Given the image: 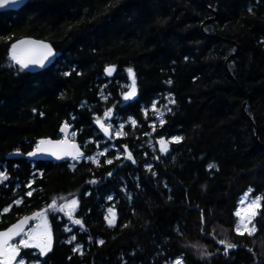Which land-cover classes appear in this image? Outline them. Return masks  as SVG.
Here are the masks:
<instances>
[{
  "label": "trees",
  "instance_id": "obj_1",
  "mask_svg": "<svg viewBox=\"0 0 264 264\" xmlns=\"http://www.w3.org/2000/svg\"><path fill=\"white\" fill-rule=\"evenodd\" d=\"M27 35L55 50L44 68L10 60ZM129 68L137 94L124 100ZM108 109L126 135L103 136L95 120ZM65 123L80 160L6 158ZM174 137L161 153L158 140ZM0 171V212L13 205L0 228L56 198L79 202L83 228L50 211L51 250L22 249L34 264H264V199L253 235L236 233L234 215L249 189L264 198V0H28L0 11ZM222 240L236 247L226 253Z\"/></svg>",
  "mask_w": 264,
  "mask_h": 264
},
{
  "label": "snow or ice",
  "instance_id": "obj_2",
  "mask_svg": "<svg viewBox=\"0 0 264 264\" xmlns=\"http://www.w3.org/2000/svg\"><path fill=\"white\" fill-rule=\"evenodd\" d=\"M19 2V0H0V8L8 7L9 5H15ZM56 53L53 48L44 42H36L33 40L21 39L15 43H12L11 48L9 50V58L13 62V64L18 65L21 71L25 70H33L36 68H44L48 63L51 62L52 58H54ZM116 71L115 66H108L105 68V73L108 76H111ZM128 76L131 80V84L128 86L129 90L126 93H123L124 100H131L137 94L136 92V80L135 73L133 69H127ZM67 75V73H66ZM171 83V81H169ZM107 99V97H105ZM169 103H175L174 100H169ZM152 111L158 114L159 123L162 126L165 123V120L160 118L162 114H160L159 109L157 108L156 103L152 104ZM147 110L145 111V116H147ZM113 116L112 109H108L104 112L103 117H97L95 123L99 126L101 131L108 136L111 133H114L116 137L124 136L126 133L123 131L124 124H120L119 130L113 128L112 123L108 121L111 120ZM130 123L135 126L136 121L130 118ZM153 127V132L155 131V125ZM69 128V125L65 123L61 128L62 132H66ZM71 135H75V133H71ZM181 137H174L171 141H167L164 138L158 140V144L160 145V152L166 153L168 152V145L171 142H180ZM107 152V149L101 151L97 154V157H87V159L91 160L93 163H98V156H103ZM47 153L53 156H56L57 159L61 158V155H71L73 159H78L83 156V153L80 152L79 147L73 143L68 145L67 139L53 142L51 140L41 139L35 146L34 151L29 152V156H36L38 154ZM125 158L131 160L135 163V160L132 156V153L128 150L127 145L124 146ZM120 157L117 156V159ZM106 163L111 164L112 160L109 159ZM210 167H213L210 165ZM149 170H151L149 168ZM155 174V173H153ZM111 175V173H109ZM6 171H0V182L7 180ZM32 182H29L26 187L31 189ZM251 189H249L248 193H245L244 198L241 200V205L245 204V201L248 200L249 193H251ZM27 196L32 195V191L26 193ZM108 199H111L109 197ZM261 196H256L247 203L246 208L238 209L234 215L239 219L235 225V231L238 235H253L256 231V225L253 223L254 218L259 214V210L262 207ZM61 200H64L61 197ZM22 203L21 199H17L13 201V204L19 206ZM78 200L73 198L67 200L64 203L57 204V201L53 199L50 204L43 210L34 212L31 216H25L19 219L16 223L12 224L6 230H0V264H26L25 259L22 256V249L35 248L39 250V255L44 256L51 250V234L48 230L47 226V213L49 211H58L63 212L65 215L69 217L73 224L79 225L83 228V223L80 219H72L73 213L76 211L78 207ZM13 205H8L5 207L0 215L4 213H8ZM117 218V212L115 210V206L109 207L107 210V215L105 216V220L107 221L109 226H114ZM30 221H37L34 226L29 224ZM203 222V218H202ZM66 231H71V229H67ZM19 237L17 242H13L16 238ZM76 239L75 236L71 237V240L68 242L71 243ZM99 243L103 244V241H99ZM219 243L225 245V252L227 253L228 249L236 247L235 244L229 243L226 241H219ZM81 246L77 245L76 248L73 249L74 252H80ZM82 254V253H81ZM175 264H182L181 259H177Z\"/></svg>",
  "mask_w": 264,
  "mask_h": 264
},
{
  "label": "water",
  "instance_id": "obj_3",
  "mask_svg": "<svg viewBox=\"0 0 264 264\" xmlns=\"http://www.w3.org/2000/svg\"><path fill=\"white\" fill-rule=\"evenodd\" d=\"M28 2V0H19V2L15 5H9L8 7H5V8H0V11H4V10H18L20 9L22 6H24L26 3ZM21 39H27V40H33V41H36V42H44V43H47L49 44L46 40L42 39V38H38V37H34V36H31V35H27V36H24L20 39H18L17 41L21 40ZM16 41V42H17ZM50 45V44H49ZM51 46V45H50ZM52 47V46H51ZM53 48V47H52ZM54 50V49H53ZM55 52V50H54ZM53 59V58H52ZM69 125V124H68ZM63 127V125L61 126V128ZM61 128H60V131H61ZM70 131H71V126L69 125V128L66 132H62L61 131V136L60 137H57V138H52V137H40L37 141V143L41 140V139H45V140H51L53 142H56V141H60V140H65L67 139V142H68V145H71L73 143H75L79 149H80V152H82L84 154V149L82 147V144L81 142L78 140V139H73L70 137ZM36 143V144H37ZM35 144V146H36ZM35 146L32 147L29 151L27 152H22L18 149L16 150H12L10 153H8L6 155V158H15V157H23L25 159H28V160H32V161H38V160H41V161H53V162H61L63 160H72V161H77L79 160L78 159H73L71 155H61V158L60 159H57L56 156H53V155H50V154H47V153H43V154H38L36 156H29L28 153L29 152H32L34 151L35 149ZM46 207H44L43 209H45ZM37 211H40L38 209L36 210H32V211H29L27 213H24L20 216H18L17 218H15L12 222H10L8 225H6L5 227H2L0 228V230H6L8 227H10L12 224L16 223L19 219L25 217V216H31L34 212H37ZM35 221H30L29 224H32L34 223Z\"/></svg>",
  "mask_w": 264,
  "mask_h": 264
},
{
  "label": "rangeland",
  "instance_id": "obj_4",
  "mask_svg": "<svg viewBox=\"0 0 264 264\" xmlns=\"http://www.w3.org/2000/svg\"><path fill=\"white\" fill-rule=\"evenodd\" d=\"M129 77V76H128ZM131 84V80H130V78H129V84H128V86ZM129 90V88H127V90H126V92ZM157 105V108L159 109V111H160V114H162L161 116H160V118L163 116V114H164V112H165V106L164 105H162V106H159L158 104H156ZM155 115L156 116H158V114L157 113H155ZM101 117H103V115L101 116ZM109 123H112V125H113V128L114 129H116V130H119V126H120V124L118 123V122H115V121H113L112 120V118H111V120L110 121H108ZM98 126V125H97ZM99 127V126H98ZM71 133H73V132H71ZM111 132H110V134L108 135V136H105V134L103 133V136L104 137H110L111 136ZM70 137L71 138H73V139H75L76 138V136L74 135H71L70 134ZM83 144V143H82ZM99 149V148H98ZM100 151L99 150H96L95 152H94V156H97V154L99 153ZM249 191V190H248ZM248 191H246V192H244L241 196H240V198H239V200H238V205H237V208H236V211L238 210V209H240V208H246L247 207V203H248V201H250L251 199H253L254 197H256V196H258V195H251L250 193H249V196H248V200L247 201H245V204L244 205H241V200H242V198H244V196H245V193H248ZM64 198V197H63ZM70 199H73V198H64V200H61V197L60 198H56V201H58V204H60V203H64V202H66L67 200H70ZM50 212V211H49ZM49 212L47 213V226H48V230L50 231V234H51V245H52V240H53V238H52V231H51V226H50V222H49ZM52 212H54V211H52ZM238 217L236 218V223H237V221H238ZM37 223V221H35L33 224H31V226H34L35 224ZM19 240V237L18 238H16V240L15 241H13V242H17ZM32 249V252H34V253H36V252H38L39 253V250L38 249H35V248H31ZM22 256H23V258L25 259V261H26V264H34L33 262H29V260H27V258L25 257V254H23L22 253ZM177 259H180L179 257L178 258H174L170 263H168V264H175V261L177 260ZM182 264H183V262H182Z\"/></svg>",
  "mask_w": 264,
  "mask_h": 264
},
{
  "label": "flooded vegetation",
  "instance_id": "obj_5",
  "mask_svg": "<svg viewBox=\"0 0 264 264\" xmlns=\"http://www.w3.org/2000/svg\"><path fill=\"white\" fill-rule=\"evenodd\" d=\"M74 248H76V247H74ZM74 248H73V249H74Z\"/></svg>",
  "mask_w": 264,
  "mask_h": 264
}]
</instances>
